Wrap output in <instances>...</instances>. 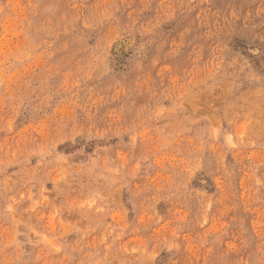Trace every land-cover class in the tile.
Segmentation results:
<instances>
[{
	"label": "rangeland",
	"instance_id": "374dc122",
	"mask_svg": "<svg viewBox=\"0 0 264 264\" xmlns=\"http://www.w3.org/2000/svg\"><path fill=\"white\" fill-rule=\"evenodd\" d=\"M0 264H264V0H0Z\"/></svg>",
	"mask_w": 264,
	"mask_h": 264
}]
</instances>
